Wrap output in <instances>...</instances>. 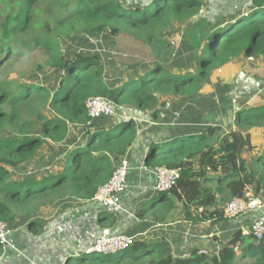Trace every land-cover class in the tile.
<instances>
[{
	"label": "trees",
	"instance_id": "obj_1",
	"mask_svg": "<svg viewBox=\"0 0 264 264\" xmlns=\"http://www.w3.org/2000/svg\"><path fill=\"white\" fill-rule=\"evenodd\" d=\"M209 1L149 0L130 7L125 0H0L1 222L10 227L18 218L35 217L66 199L89 202L109 181L136 141L137 126L133 120L106 128L96 125L85 108L88 100L102 98L117 109L152 112L158 118L161 96L194 97L212 71L239 55L264 59V0H250L246 13L212 18L200 26L194 45L196 69H166L160 52L169 44L157 35L173 24L194 19ZM107 31L112 36L143 37L156 61L137 78L111 87L97 57L66 58L67 40L99 38ZM29 56L37 58L34 71L59 74L54 90L22 76L2 77L11 64L28 61ZM75 127L84 130L85 140L69 143ZM213 133L147 145L143 166L179 169L180 178L169 191L157 192L149 209L137 216L160 223L217 225L228 221L225 206L243 199L247 192L264 199V106L236 111L226 133ZM48 145L66 150L47 165L40 153ZM254 153V160H249ZM25 168L35 171L19 179L10 173V169ZM105 217L111 216L100 218ZM2 251L0 245V257ZM199 252L193 248L179 257L164 240H142L117 257H86L67 264H264V236L257 240L237 230L215 253Z\"/></svg>",
	"mask_w": 264,
	"mask_h": 264
},
{
	"label": "rangeland",
	"instance_id": "obj_2",
	"mask_svg": "<svg viewBox=\"0 0 264 264\" xmlns=\"http://www.w3.org/2000/svg\"><path fill=\"white\" fill-rule=\"evenodd\" d=\"M125 1L130 7H134L149 0ZM245 1L211 0L202 7L194 19L184 24H173L164 32H160L157 35L158 40L169 44L167 49L160 52L166 69L171 72H175L177 69H196L194 45L197 43V32L200 26L208 23L212 18L228 17L235 14L234 12H238L239 14L246 13L248 8H244ZM249 7L251 6L249 5ZM149 45L148 41L143 37L139 39L123 33L118 36H112L107 31L99 38L94 39L86 37L71 38L64 42V49L66 58H73L76 54L97 57L104 67L106 84L113 87L122 83L126 78H137L156 61L151 54L152 50ZM29 58L28 61L26 58L21 63L11 64L8 71L2 74V77L9 76L12 79H17L22 76L21 78H24L28 82L40 83L54 90L58 84L59 74L52 70L34 71V62L37 58L32 56H29ZM39 60L41 59L39 58ZM246 63L250 65L253 61L249 59ZM257 63H260L261 67L264 65V62L260 60L255 64ZM255 64L252 68L255 67ZM252 68L250 67L249 69ZM218 70L216 69L211 72L207 83L194 97L161 96V101L156 107V111L159 114L158 118L153 116L152 112H141L123 108L116 109L114 115L110 117L100 118L96 121V125L106 128L116 125L119 121L133 120L136 123L137 130L144 136H157L162 139L167 138L168 135L173 136L181 132H193L195 135L206 134L209 130H212L214 135H222L227 132L229 127L233 126L236 111L243 108L254 109L263 106L264 75L257 77L256 75L259 74V70L258 72L257 70H250V75L246 76L245 74V79L241 80V86L247 87L248 92L236 97L240 89H236L237 85L235 83L229 84V76H225L224 70L221 73ZM46 115L48 117L52 116L48 111H46ZM83 134V129L73 128L68 142H83L85 140ZM65 150L66 147L48 145L40 154L47 158L46 164L48 165L50 159L54 160L56 158L59 159L60 156L62 157ZM255 156V154H250L248 158L249 160H254ZM34 171V168H25V170L10 169V173L15 179H19L25 173L29 174L27 172ZM76 204L72 200L66 199L50 207L54 209L59 207L58 209L61 211H59L60 216H65L66 218L79 209ZM131 206L132 204L129 206V209ZM145 207L149 208V205L146 204ZM136 211L137 209L134 210L132 208V215H124V219L121 221L118 220V215H112V217L114 216L112 222L106 224L103 221L105 225L103 224L104 226L102 225L99 231L97 229L101 225L96 226V217L93 216L94 221L91 231L94 232V235L92 236V241L100 236L98 235L99 232L103 233V231L101 232L103 228H109L108 226L114 228L122 227L123 229L133 227L134 230L129 235L130 237H134L135 239H138V237L143 238L145 235L141 233L146 232L145 238H151L150 240H168L174 246L175 251L173 253L176 256L190 254L191 249H189V246L197 248L199 251L203 250L209 255L215 253L219 247L225 244V240L233 233L235 222H238L245 215L243 214L217 225L204 223L193 226L183 221L159 223L149 216V218L144 216L145 219L142 218V221H145V223L139 224L136 221ZM140 211H143V208L138 210L137 213ZM76 217H79V215H76ZM139 221H141V218ZM121 232L124 233L125 231ZM99 257L98 255H94L89 257V259Z\"/></svg>",
	"mask_w": 264,
	"mask_h": 264
},
{
	"label": "crops",
	"instance_id": "obj_3",
	"mask_svg": "<svg viewBox=\"0 0 264 264\" xmlns=\"http://www.w3.org/2000/svg\"><path fill=\"white\" fill-rule=\"evenodd\" d=\"M240 1L242 2L243 0ZM245 2L246 4L244 8H248L247 11H249L251 8L249 7L250 0H246ZM234 13L238 14V12ZM249 59L253 61V63H251L250 65L246 63V61H248ZM258 60L264 62L263 57L246 58L244 55H239L234 59L233 62L218 70V72L220 73L224 70L225 76H229V84L235 83L237 85L236 89H240V92L236 95V97H239L242 94L244 95L248 92L247 87L241 86V80L245 79V74L246 76L250 75V70H257V72L259 70V74L256 75L257 77H262V75H264V65L261 67L260 63L255 64ZM254 64L255 67L252 68ZM250 67L252 69H249ZM262 105L264 106V99L262 101ZM137 134L138 135L136 141L133 143V145L126 154V158L129 162V184L127 190L121 196L122 210L120 212L116 214H109L92 200L89 202H80L74 199H68L72 200L74 203H77L76 205L79 208L69 217L67 216L65 218V216H60V209H58L59 207H55L57 209H54L50 206L49 208H44L35 217H20L12 224H10L11 238L15 243L16 249L11 250L9 248H3L2 255L0 257V264H67V262H71L72 260L78 261L84 258L81 257L82 252L86 248L90 247L95 240L94 239L92 241V236L94 235V232L91 231L92 223L94 221L93 216L96 217V226H98L99 224L101 225L97 229V231H99L103 224H110L112 222V220L114 219V216L112 217V215H118V220L121 221L124 219V215H132V208L134 210L137 209V211L142 208L145 211L148 210L149 208L145 207L146 204H149L151 201H153L156 195V193L154 192L156 178L154 169H147L143 166V159L147 151V145L151 141L164 142L166 140H173L178 137L195 134H193V132H181L173 136L168 135V137L165 139H162L161 137L157 136H144L139 130ZM131 204L132 206L129 209V206ZM137 211V223H145V221L142 220L145 219L144 216L146 215L139 217L137 216ZM105 214L111 217L100 218L102 215ZM76 215H79V217H76ZM258 215V212H251L249 214H245L244 217H241V219L238 220V222H235V227L232 232L234 233L237 230H242L243 228L250 226L253 219L258 217ZM140 218L141 221H139ZM32 222H36L37 226L31 225ZM108 227L109 228H103L101 232L109 229L107 231L113 234L129 236L131 235V233H133L132 230H134L133 227L126 229H123L122 227ZM123 230L125 231L124 233L121 232ZM141 234L146 236V232ZM98 235H101V233L99 232ZM145 236H143V238H136V241H162V239L150 240L151 238L148 239L145 238ZM227 240L228 238L225 240L224 243H226ZM164 241L169 244L172 251L174 252V246L169 243L168 240ZM189 249L192 250V246H189ZM173 254L175 255V253ZM187 255L179 257H184Z\"/></svg>",
	"mask_w": 264,
	"mask_h": 264
},
{
	"label": "built area",
	"instance_id": "obj_4",
	"mask_svg": "<svg viewBox=\"0 0 264 264\" xmlns=\"http://www.w3.org/2000/svg\"><path fill=\"white\" fill-rule=\"evenodd\" d=\"M88 116L92 121L102 117L114 115L116 107L109 101L102 98H93L85 103ZM129 162L126 157L122 158L112 173L109 181L100 187L92 198L97 205L102 207L109 214H116L122 210L121 196L128 188ZM155 193L169 191L180 178L179 169H167L164 167L155 169ZM258 212V217L251 222V225L241 231L245 236L252 234L255 239L260 240L264 236V199L255 198L247 192L243 199H235L224 208L226 218L234 219L243 214ZM136 239L126 235L111 234L105 230L97 237L93 244L83 251L84 259L98 255L102 258L116 256L134 245ZM0 245L3 248L15 250L16 246L11 238V230L8 224L0 221ZM200 254L207 255L205 251Z\"/></svg>",
	"mask_w": 264,
	"mask_h": 264
},
{
	"label": "clouds",
	"instance_id": "obj_5",
	"mask_svg": "<svg viewBox=\"0 0 264 264\" xmlns=\"http://www.w3.org/2000/svg\"><path fill=\"white\" fill-rule=\"evenodd\" d=\"M117 109V108H116ZM81 257H84V255H83V252H82V256ZM84 259V258H83ZM85 260V259H84Z\"/></svg>",
	"mask_w": 264,
	"mask_h": 264
}]
</instances>
